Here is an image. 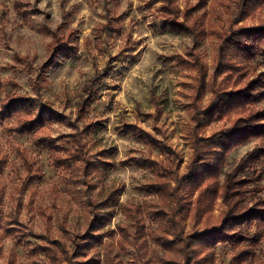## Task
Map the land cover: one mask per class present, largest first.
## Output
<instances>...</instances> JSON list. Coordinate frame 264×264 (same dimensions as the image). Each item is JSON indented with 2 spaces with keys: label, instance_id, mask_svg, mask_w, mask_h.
Returning <instances> with one entry per match:
<instances>
[{
  "label": "rangeland",
  "instance_id": "374dc122",
  "mask_svg": "<svg viewBox=\"0 0 264 264\" xmlns=\"http://www.w3.org/2000/svg\"><path fill=\"white\" fill-rule=\"evenodd\" d=\"M169 2L189 29L166 20L162 0L150 6L149 0H0V104L21 97L33 108L20 116L49 117L34 134L22 135L13 131L17 114L0 120V264H69L53 243L64 245L71 257L73 241L88 234L97 215L107 217L95 233L101 241L74 263L164 264L168 259L153 240L161 224L154 213L167 203L148 193L158 180L152 163H172L159 181L173 190L193 157L195 109L212 100L208 84L231 89L237 80L233 71L214 77L222 36L231 28L264 23V4L241 20L240 0ZM178 55L187 61L196 55L206 73L199 102V69L179 63ZM245 70L249 79L264 73V52ZM258 104L264 107V101ZM237 116L233 112L203 126L198 135L227 129ZM127 125L173 154L127 131ZM39 139L69 151L74 156L69 165L56 166L53 152ZM263 145L264 138L234 148L221 181ZM197 195L188 191L181 200L178 217L185 235L217 225L226 210L218 199L196 220ZM6 228L15 231L8 234ZM45 247L59 258H50ZM258 249L261 258L264 241ZM232 257L229 244L217 247L216 264H229ZM91 258L99 262H87Z\"/></svg>",
  "mask_w": 264,
  "mask_h": 264
},
{
  "label": "trees",
  "instance_id": "16d2710c",
  "mask_svg": "<svg viewBox=\"0 0 264 264\" xmlns=\"http://www.w3.org/2000/svg\"><path fill=\"white\" fill-rule=\"evenodd\" d=\"M156 1L149 0L148 5ZM162 2L167 8L166 20L189 29L178 22L181 12L172 7L169 9V0H162ZM263 4L264 0H240V19H245ZM186 17H188L187 13L183 22L187 21ZM195 25L202 29L204 23L201 18L199 20L197 18ZM262 47H264V23L258 27L243 25L236 29L231 28L224 33L214 77L225 71H233L238 73L237 80H234L231 89L223 88L214 81L208 84L212 91V100L207 107L195 109L194 119L197 124L193 132L194 152L186 173L178 179L176 187L170 191L160 181L166 179L167 171L170 169L168 167L172 166V163L165 166L152 163L154 170L156 168L158 172L157 181H160L152 182L148 193L156 194L167 203L161 211L154 213L161 224L153 240L167 255L168 259L163 258L164 264H216V249L225 244L231 246L233 253L229 264H264V250L261 258L257 256L258 247L264 241V195H262L264 185L260 184L264 180V145L242 159L231 172L225 174L223 182L221 181L229 153L234 148L246 145L254 139L264 138V107L258 106V103L264 101V73L249 79V74L245 70L249 60L256 59L260 53L264 52ZM175 58L181 64L192 65L199 69L200 77L195 88V101L199 102L200 97L204 95L206 76L200 61L197 60L196 55H192V61H187L180 55ZM245 77L246 81L240 85V80ZM0 108L1 121L12 118L14 114L18 115L17 120L20 122L13 131L20 135L34 134L49 119L41 114L33 119L20 116V113H30L33 108L30 101L21 97L16 99L7 97L4 102H1ZM233 112H236L238 116L231 120V125L227 129L214 133L210 137L198 135L202 133L203 126L217 120H225ZM126 130L146 140L161 152L173 154L170 148L162 145L145 131L139 130L135 125H127ZM39 143L44 149L53 152L52 160L56 166H68L74 157L68 156L69 151L58 146L56 141L39 139ZM62 152L64 155L61 154ZM175 168L179 169V163ZM159 170L163 172L160 173ZM173 172H175L174 169ZM188 191L198 193L193 210L194 218L198 221L213 210L218 199L222 200L226 210L217 225L200 233L184 234L178 216L183 213L184 205H181V200L183 194ZM106 218L105 215L95 216L89 225L88 234L78 236L73 241L71 257L61 243L54 242V246L66 257L69 264H76L72 261L74 258L88 257L95 245L101 241V235L96 236L95 233L104 228ZM5 231L12 235L15 230L6 228ZM43 250L53 260L59 258L52 248L45 247ZM200 256H203L202 259ZM89 261L97 263L99 259L91 258L87 262Z\"/></svg>",
  "mask_w": 264,
  "mask_h": 264
}]
</instances>
